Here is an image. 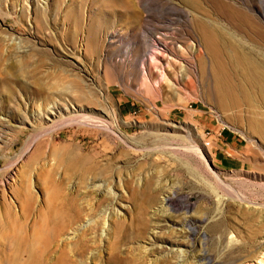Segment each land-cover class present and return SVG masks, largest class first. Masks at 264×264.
Wrapping results in <instances>:
<instances>
[{
  "label": "rangeland",
  "instance_id": "374dc122",
  "mask_svg": "<svg viewBox=\"0 0 264 264\" xmlns=\"http://www.w3.org/2000/svg\"><path fill=\"white\" fill-rule=\"evenodd\" d=\"M261 2L0 0L1 264L15 235L28 245L53 237L55 223L42 219L70 201L78 217L45 264L61 251L72 264L264 260V131L250 124L264 121V99L226 51L239 102L221 99L198 35L205 24L264 72ZM158 40L174 54L157 56ZM64 146L80 168L56 157ZM163 211L172 220L155 215ZM190 215L200 221L185 224Z\"/></svg>",
  "mask_w": 264,
  "mask_h": 264
},
{
  "label": "bare ground",
  "instance_id": "6f19581e",
  "mask_svg": "<svg viewBox=\"0 0 264 264\" xmlns=\"http://www.w3.org/2000/svg\"><path fill=\"white\" fill-rule=\"evenodd\" d=\"M235 19L237 21V25H239V26L248 24V20H247L246 16L241 14V13H235ZM198 35H199V40L201 42V45L203 46L204 50L210 56V65H211L212 77H213V81H214V88L218 92V96L221 97V99H225V100L229 99V101L231 99L233 103L239 102V99L236 97V94H235V89H240V87H239L240 85L239 84L238 85L233 84L230 81V78H232L233 75H230L228 73L227 67H226V62L228 65H230L228 63V62H230L232 64L231 66H233V69H232V70H234L233 72H236V74L239 73L240 76L243 78L244 83H246L249 87L254 88L257 91V94L262 99H264V72L261 71V68L259 65H257L252 60H250L246 55L241 54L236 49L232 48V46L227 41L223 40L221 38V36L218 33H216L214 30H211L210 28L206 27L205 24H199L198 25ZM259 35H260L261 39L264 41V33L259 32ZM165 43L162 40L157 41V45L155 47V49L158 50L155 53L157 56L162 57L163 54L165 53V51L166 52L167 51L172 52L174 54V52L172 51L173 49L171 47L169 48ZM160 47L163 48V50H164L163 53H162V51L159 50ZM225 51L228 54L230 52V54L228 55V58L225 59L226 62H224L221 58V55ZM10 57H11L10 55H7V58L9 59V61H10ZM0 60H1V58H0ZM15 64H17V63H15ZM202 65H203L202 61L199 60V66H200L199 72H200L201 76L203 75V66ZM10 66L11 67L9 69H14V64H10ZM18 71H20V70H18ZM161 73L163 74L162 70H161ZM1 81H3V80H1ZM51 84H52L53 88L56 90H58V87H60V85L58 83H55V84L51 83ZM42 92H44V91L40 90L38 93L41 94ZM66 92L67 91L65 89H63V90L60 89L58 93L65 95ZM38 96H41V95H38ZM242 96L246 100H249V98L251 97L249 95V93H247V92H245V93L243 92ZM229 101H227V102L229 103ZM227 102L225 104H227ZM236 105H234V106L236 107ZM70 121L71 120L64 121L63 123H61V126H66L68 124L70 125L71 124ZM75 123H76V121H75ZM83 123H85L86 125L90 124V122H87V123L83 122ZM92 123L97 128L101 127L100 122L93 121ZM250 124L252 127H255V129H258L259 131H264V121L258 122L256 124L253 123V121H251ZM50 131L51 130H49V134H51ZM55 154H56V157H58L59 159L63 160V158L65 159V157L69 159L68 162L70 164L68 163L69 164L68 168L76 169V168L81 167V164H82L81 161H83V158L80 156V154L78 153V151L75 148H68V147L64 146V148H60V150L56 151ZM62 160H61V162H62ZM89 169H90V167H89ZM88 171H90V170H86V172H88ZM82 177H83V175H82ZM23 186H22V188H23ZM24 187L25 188L23 190L25 191V194L27 196L26 202L24 203V205L26 206L27 202L28 203L31 202L32 196H31L29 187L27 185H25ZM59 193H60L59 187L57 189L51 190L52 197L58 196ZM170 202H171V199L169 197H166L164 200V203L169 206V205H171ZM67 205L69 208H63L61 211L60 210H58V211L53 210L49 213V215L47 217L42 219V224L46 223L47 221H52L53 223H55V225L53 226V230H52L53 237L49 234L45 237L38 239L39 243L28 245V244H23L24 243L23 239L20 236L15 235L12 238V243H11L13 255L9 259L8 264H45V261H46L45 256L48 252V248L53 245L54 238L58 237L61 234V231H63L66 228V225H69L71 222H73L78 217V213H79L80 208L77 209L74 206L73 201L68 202ZM51 210H52V208H51ZM158 213H160V212H158ZM158 213L157 214L155 213V215L156 216L159 215V216L164 217V218L166 217V218H168L167 220H172V216H170L169 214H167V215L164 214V211L161 212V214H158ZM194 220L200 221L199 219H197L193 215H190V217H186L184 222H185V224H187L188 222H191V221L193 222ZM140 224L142 225L143 222H140ZM186 232L187 231H185L184 233H186ZM190 232L192 233V231H190ZM62 242H64V241H62ZM71 242H73V241H70V239H65V244L67 246L70 245ZM81 243L82 242H79V245H81ZM53 246H55V245H53ZM37 248H39L38 251L36 250ZM73 252H74V250H73ZM25 257H27V259L22 261L23 260L22 258H25ZM192 259L196 260L193 264H201V263H196V262H199V260L203 259L202 254L195 255V256L192 255ZM258 260H259L258 264H264V262H262L264 260H261V259H258ZM182 262H184V261H182ZM1 263H2V261L0 258V264ZM72 263H74V261L70 260L66 257V252L61 251L59 259L53 264H72ZM204 264H209V263L206 262ZM240 264H246V263L242 262Z\"/></svg>",
  "mask_w": 264,
  "mask_h": 264
},
{
  "label": "built area",
  "instance_id": "2783aa9c",
  "mask_svg": "<svg viewBox=\"0 0 264 264\" xmlns=\"http://www.w3.org/2000/svg\"><path fill=\"white\" fill-rule=\"evenodd\" d=\"M261 6H262V9H263V11H264V0H262V2H261Z\"/></svg>",
  "mask_w": 264,
  "mask_h": 264
}]
</instances>
